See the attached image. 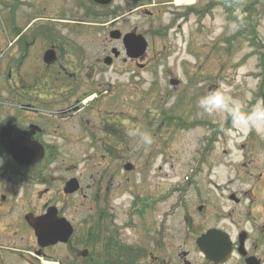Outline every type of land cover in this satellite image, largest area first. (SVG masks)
Masks as SVG:
<instances>
[{
  "label": "rangeland",
  "instance_id": "obj_1",
  "mask_svg": "<svg viewBox=\"0 0 264 264\" xmlns=\"http://www.w3.org/2000/svg\"><path fill=\"white\" fill-rule=\"evenodd\" d=\"M142 9L153 11L154 16L145 17ZM113 30L144 35L148 41L144 69L124 62V46L109 37ZM0 42H5L0 50L2 103L14 102L13 87L18 83L38 85L30 67L36 75L40 69L41 58L32 52L20 59L22 66L17 68L19 60L9 42H68L70 47L72 42H97L99 57L105 49L116 47L121 57L115 66L102 67L95 76L100 83L95 89H106L93 111V124L100 126L99 145L126 139L142 161L153 151L154 166H164L165 194L170 199L176 182L186 185L184 178L199 161L201 148L207 152L210 147L203 173L212 167L213 181L228 188L227 197H219L220 191L213 189V225L223 224L234 234L249 211L250 216L259 217L264 205V119L249 120L258 103H264V0H195L194 4L113 0L106 7L92 0H0ZM172 78L181 80L178 88L170 84ZM221 83L229 86L230 95L239 102L238 123L226 113L210 116L197 106L211 85ZM105 124L110 133L101 130ZM135 130L150 134L152 144L129 135ZM209 140L211 144L206 145ZM100 149L83 138L64 143V181L75 176L92 195L86 185L95 181L91 155ZM231 193L242 203L229 200ZM67 205L78 220L81 214L76 213L74 202ZM255 238L254 234L252 241Z\"/></svg>",
  "mask_w": 264,
  "mask_h": 264
},
{
  "label": "flooded vegetation",
  "instance_id": "obj_2",
  "mask_svg": "<svg viewBox=\"0 0 264 264\" xmlns=\"http://www.w3.org/2000/svg\"><path fill=\"white\" fill-rule=\"evenodd\" d=\"M4 43L0 42V50ZM67 43H10L19 60L17 68L31 52L41 59L37 75L30 67L38 85L18 83L13 87L14 102H0V157L4 160L0 166V264H216L203 254L198 239L213 228L230 234L225 225L212 223L213 189L220 191L219 197L226 196L227 185L213 181L212 167L203 173L200 166L195 168L197 175L202 174L198 180L184 186L176 182L172 198H166L164 166H154L153 151L142 161L126 139L99 145L100 126L93 124V111L106 89H95L100 86L95 76L102 67L113 68L121 55L115 57L116 47H112L99 57L97 42H72L71 47ZM50 51H54L53 60L45 62ZM143 60L124 58L144 69ZM101 130L110 133L106 124ZM73 137L101 148L91 151L95 181L86 185L92 195L79 178L80 189L65 192L68 180L76 178L64 181V143ZM70 201L81 214L78 220L70 215ZM250 215L249 211L231 234L233 252L223 264H248L251 257L254 264H264V205L259 217ZM48 216L60 225L64 218L71 222L74 230L66 243L39 242L33 224ZM248 224L250 228L245 227ZM242 235L246 240L241 248Z\"/></svg>",
  "mask_w": 264,
  "mask_h": 264
},
{
  "label": "water",
  "instance_id": "obj_3",
  "mask_svg": "<svg viewBox=\"0 0 264 264\" xmlns=\"http://www.w3.org/2000/svg\"><path fill=\"white\" fill-rule=\"evenodd\" d=\"M96 3L101 5H108L112 0H94ZM111 37L114 39L121 38V33L119 31L111 32ZM125 47L127 49L128 56L132 58H139L142 56L148 47L146 39L142 35H136L135 33H129L124 37ZM116 56L119 55L118 52L114 51ZM54 52H48L45 56V62H50L53 60ZM110 64V59L107 60ZM173 85L179 83L178 80H172ZM217 86H211L210 90L216 89ZM15 148H11L13 153ZM20 162H28V160H23L17 158ZM78 190V182L76 179L71 180L67 184L66 192L73 193ZM64 225H60L55 219H51L50 216L43 221H37L34 227L37 231V235L43 245L55 244L59 241L66 242L72 234V226L69 222L64 219ZM64 226V227H63ZM243 241V237H242ZM243 243V242H242ZM198 244L202 251L205 253L208 259L214 261L215 263H222L227 260L232 251V243L230 237L226 233H222L219 230L213 229L209 231L206 235L198 240Z\"/></svg>",
  "mask_w": 264,
  "mask_h": 264
},
{
  "label": "clouds",
  "instance_id": "obj_4",
  "mask_svg": "<svg viewBox=\"0 0 264 264\" xmlns=\"http://www.w3.org/2000/svg\"><path fill=\"white\" fill-rule=\"evenodd\" d=\"M231 89L228 85L221 83L216 89L209 90L198 98L197 106L204 113L213 115L217 113H226L232 116L234 122L240 121V113L237 110L239 102L230 95ZM264 119V103H258L249 123ZM129 135H139L145 145H151L153 139L150 134L140 133L138 130L129 132ZM4 163L3 157H0V166Z\"/></svg>",
  "mask_w": 264,
  "mask_h": 264
},
{
  "label": "bare ground",
  "instance_id": "obj_5",
  "mask_svg": "<svg viewBox=\"0 0 264 264\" xmlns=\"http://www.w3.org/2000/svg\"><path fill=\"white\" fill-rule=\"evenodd\" d=\"M177 4H182V3H186V4H194L195 0H176ZM236 149V148H235Z\"/></svg>",
  "mask_w": 264,
  "mask_h": 264
}]
</instances>
